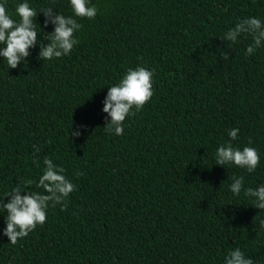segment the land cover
Here are the masks:
<instances>
[{
	"label": "trees",
	"instance_id": "1",
	"mask_svg": "<svg viewBox=\"0 0 264 264\" xmlns=\"http://www.w3.org/2000/svg\"><path fill=\"white\" fill-rule=\"evenodd\" d=\"M23 2L7 0L15 21ZM27 2L38 43L15 69L0 56V200L18 179L38 183L45 157L76 190L16 245L0 208V264H225L237 247L264 264V210L244 191L264 185V45L249 56L251 35L221 39L246 17L264 22V0H90L79 44L50 61L39 53L55 25L40 10L74 16L70 0ZM140 66L155 69L151 101L123 135L105 132L109 87ZM228 142L258 151L254 172L216 165Z\"/></svg>",
	"mask_w": 264,
	"mask_h": 264
},
{
	"label": "clouds",
	"instance_id": "2",
	"mask_svg": "<svg viewBox=\"0 0 264 264\" xmlns=\"http://www.w3.org/2000/svg\"><path fill=\"white\" fill-rule=\"evenodd\" d=\"M6 3H0V56L7 61L10 69L17 68L22 62L27 61L29 49L38 43V33L34 18L37 17L35 9L30 7L27 0L16 7V14L19 21L11 18L6 10ZM70 5L74 16L55 14L53 8H42L45 16L44 27L48 23L55 25V30L51 34H44L49 41L47 45H41L39 59L50 61L54 58H62L69 55L74 46L79 44L75 37L82 28L76 18L95 19L98 9L95 5L90 6V0H70ZM241 34L251 35L253 43L247 48V55H253L256 49L264 45V22L257 17H246L240 20L233 28L229 29L221 39H227L231 43H236ZM228 59L227 54L223 57ZM155 69H148L144 66L135 69H128L123 78L114 86L109 87L107 98L104 101L103 111L110 117V122H106L104 131L115 133L118 136L124 134V122L130 114L142 111L153 95V77ZM86 130V126H81ZM231 140L238 138L239 129L229 130ZM82 135L81 131H73L72 136ZM252 141L249 140V144ZM40 149L34 148V163H39L38 153ZM43 174L39 177L38 183L31 179H18L19 183L12 188L11 192L4 194V199L0 200V208L5 217L6 228L3 235L8 237L10 244L16 245L18 241L26 238L38 225L43 226L47 221V211L49 207L61 205V210H67L66 200L70 194L76 190V186L66 177L65 169L53 163L47 157L43 159ZM234 164L252 173L260 164V155L254 147L245 146L242 150L234 147L231 142L221 145L216 151V165L224 166ZM77 176L83 175L81 172ZM232 183L230 191L239 195L243 188L244 177H231ZM43 189V192L32 191L31 186ZM245 195L255 198V208L264 210V185L257 189L247 188ZM25 193L21 195V193ZM7 200V202H5ZM264 228V220L261 221ZM225 264H255V261L246 257L240 248L230 251L225 257Z\"/></svg>",
	"mask_w": 264,
	"mask_h": 264
}]
</instances>
